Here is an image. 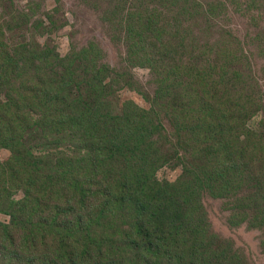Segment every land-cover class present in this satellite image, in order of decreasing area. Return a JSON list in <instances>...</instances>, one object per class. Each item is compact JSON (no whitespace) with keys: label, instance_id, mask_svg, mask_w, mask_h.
I'll use <instances>...</instances> for the list:
<instances>
[{"label":"trees","instance_id":"16d2710c","mask_svg":"<svg viewBox=\"0 0 264 264\" xmlns=\"http://www.w3.org/2000/svg\"><path fill=\"white\" fill-rule=\"evenodd\" d=\"M149 1L134 0L137 13L120 18L111 36L125 43L129 63L150 68L149 110L133 102L121 115L107 110L117 83L107 77L118 74L97 59L86 66L101 51L95 44L65 59L48 47L0 44V149L11 155L0 161V213L10 217L0 221V264H247L213 231L202 198L229 199L237 213L264 194V149L254 137L264 138L247 125L263 97L250 74L236 86L237 51L205 68L178 60L195 57L181 23L196 9L191 0H159L165 10L173 4L169 13L178 8L181 25L170 30ZM164 100L170 132L158 113ZM170 165L183 174L160 181L158 170ZM246 184L257 192L244 193Z\"/></svg>","mask_w":264,"mask_h":264},{"label":"rangeland","instance_id":"374dc122","mask_svg":"<svg viewBox=\"0 0 264 264\" xmlns=\"http://www.w3.org/2000/svg\"><path fill=\"white\" fill-rule=\"evenodd\" d=\"M133 1L127 0L125 5L124 0H0V44H29L39 47L42 52L48 47L64 59L73 51L79 53L95 44L101 51L92 50L86 59V66L97 59L98 67L106 63L110 70L118 74L117 78L112 74L107 77L108 81H117L110 84L115 93L109 99L111 106L107 110L114 115H121L124 102H133L149 110L156 90L150 68L129 63L125 43L114 41L111 37L120 33L116 26L120 18L129 12L137 13ZM152 1H149V8L153 10L156 7L165 12L164 17L169 19L167 30L181 25L174 21L177 7L173 9L175 13H169L173 4L168 3L165 10L159 0L154 4ZM191 1L196 9L187 12L186 19H182L181 23L187 27L190 35L187 36L188 42L195 45V57L189 60L185 55H178V60L183 59L184 62H193L195 67L205 68L222 59L221 55L227 52V48L230 52L237 51L233 65L242 78L236 86L239 87L240 82L247 80L250 74L258 85L257 94L259 92L260 97H263L262 110L247 125L264 138V0ZM120 3L125 5L123 13L112 15V10ZM220 9L223 10L218 11ZM160 20L165 21L164 18ZM233 38H237L238 43H231ZM241 50H244V54ZM73 67L79 72L77 76L83 81L84 88H89V82L85 81L88 76L80 72L83 70L78 68L76 62ZM59 70L62 71V68ZM187 77L180 80L181 87L185 86ZM195 78L197 82L198 74H195ZM221 92L219 88L215 90L217 94ZM166 105V100L158 105V113L170 132L173 130ZM254 140L260 142L259 148L263 150L264 141L256 137ZM43 150L35 147L36 152ZM10 157L8 150L0 149L1 162H6ZM261 170L264 171V166ZM182 174L181 165H170L160 168L157 177L162 182H175ZM250 190L248 184L243 187L244 193L248 192L249 195L257 192ZM23 195V192H18L15 199ZM252 196V202L237 213L231 210L229 199L204 194L202 202L213 231L229 242L247 264H264V221H261L264 217V194ZM259 216V222H263V225L254 226ZM0 221L9 222L10 217L0 213Z\"/></svg>","mask_w":264,"mask_h":264}]
</instances>
